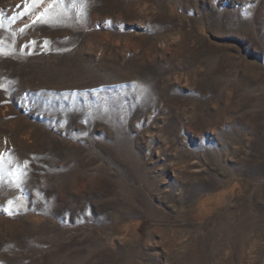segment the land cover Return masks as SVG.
<instances>
[{
	"label": "rangeland",
	"instance_id": "rangeland-1",
	"mask_svg": "<svg viewBox=\"0 0 264 264\" xmlns=\"http://www.w3.org/2000/svg\"><path fill=\"white\" fill-rule=\"evenodd\" d=\"M26 5L0 0V264H264V0Z\"/></svg>",
	"mask_w": 264,
	"mask_h": 264
},
{
	"label": "snow or ice",
	"instance_id": "snow-or-ice-1",
	"mask_svg": "<svg viewBox=\"0 0 264 264\" xmlns=\"http://www.w3.org/2000/svg\"><path fill=\"white\" fill-rule=\"evenodd\" d=\"M59 2L63 3L64 0H59ZM28 3L31 5V8H29L28 5H26V14H30L31 12H34L40 7H42L43 4L45 3V0H28ZM43 17H44V13L43 12L39 13L36 17V21L46 23L47 21L44 20ZM36 21H34V23ZM0 160H2V157H0Z\"/></svg>",
	"mask_w": 264,
	"mask_h": 264
}]
</instances>
